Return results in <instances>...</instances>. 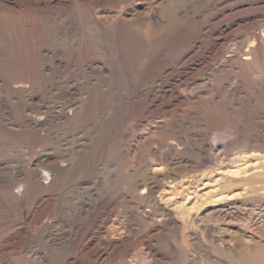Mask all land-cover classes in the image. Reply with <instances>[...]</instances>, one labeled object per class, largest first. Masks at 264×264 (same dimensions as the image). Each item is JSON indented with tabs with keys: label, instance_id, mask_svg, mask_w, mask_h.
Instances as JSON below:
<instances>
[{
	"label": "rangeland",
	"instance_id": "obj_1",
	"mask_svg": "<svg viewBox=\"0 0 264 264\" xmlns=\"http://www.w3.org/2000/svg\"><path fill=\"white\" fill-rule=\"evenodd\" d=\"M0 264H264V0H0Z\"/></svg>",
	"mask_w": 264,
	"mask_h": 264
}]
</instances>
